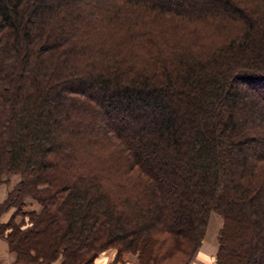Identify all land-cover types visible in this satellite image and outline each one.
I'll return each instance as SVG.
<instances>
[{
  "label": "trees",
  "instance_id": "1",
  "mask_svg": "<svg viewBox=\"0 0 264 264\" xmlns=\"http://www.w3.org/2000/svg\"><path fill=\"white\" fill-rule=\"evenodd\" d=\"M12 175L13 264H264V0H0Z\"/></svg>",
  "mask_w": 264,
  "mask_h": 264
},
{
  "label": "rangeland",
  "instance_id": "2",
  "mask_svg": "<svg viewBox=\"0 0 264 264\" xmlns=\"http://www.w3.org/2000/svg\"><path fill=\"white\" fill-rule=\"evenodd\" d=\"M210 2V4H212L213 2H211V1H209ZM244 108L243 107V105H242V103H241V106L239 107V109L240 108ZM172 109L174 110V108L172 107ZM172 109H171V111H172ZM251 109V108H250ZM18 179H20L19 178V176L18 175H12V176H10V182L9 183H7V184H3V185H1L0 187H3V186H6L5 187V189H6V191H5V198L7 197V195H8V193L9 192H11L12 190H13V188L16 186H14V184H16V180H18ZM14 186V187H13ZM7 190L9 191V192H7ZM3 201V200H2ZM1 202V201H0ZM36 205V204H35ZM28 207V209H37V208H39V206L37 205L36 207H33V206H27ZM14 212V210H10L8 213H6L5 214V216L2 218V221L3 222H7L8 220H9V217L12 215V213ZM18 220L19 219H21L20 217H18L17 218ZM252 219H254V218H252ZM221 225H222V219H221V217H219L218 215H216V214H213L212 216H211V218H210V221H209V225H208V227H207V232H206V236H205V238L206 239H204V241L206 242V243H209V246H210V253L212 254V259H214V256H215V253H214V251H215V249L217 248V238H218V232H219V229H220V227H221ZM253 233L254 232H252L251 234H249V233H247L246 235H243L242 237H240L239 238V240L240 241H251L252 242V237H253ZM245 244H247V243H245ZM200 251H201V248L198 250V252H197V254L195 255V257H194V259L195 258H197L198 256H199V253H200ZM113 253H114V250L112 251ZM113 253H110V255L112 256V259H113ZM111 259V261H113ZM193 259V260H194ZM211 259V260H212ZM125 260L127 261V262H130L131 263V260H132V264H137V258H136V256H134V255H126L125 256ZM105 261H108L107 260V258H106V260ZM110 262V261H109ZM109 262H108V264H109ZM135 262V263H134ZM212 263V262H211Z\"/></svg>",
  "mask_w": 264,
  "mask_h": 264
},
{
  "label": "crops",
  "instance_id": "3",
  "mask_svg": "<svg viewBox=\"0 0 264 264\" xmlns=\"http://www.w3.org/2000/svg\"><path fill=\"white\" fill-rule=\"evenodd\" d=\"M16 181H17L16 182V184H17L19 182V179ZM16 184H14V186ZM5 187L6 186L0 187V201L5 199V196H4L5 191H6ZM7 192H9V191L7 190ZM35 204L36 203L33 201H28L29 206L36 207L37 204L36 205ZM214 253H216V249H215ZM211 257H212V254L210 253L209 243H206L204 241V243L201 247V251L199 253V256L197 258H195L194 260H192L190 262V264H214L213 263L214 259H212ZM106 258L108 261H105ZM109 261L111 262V256H107V257L100 258V259L98 258L96 264H108ZM14 262H15L14 254L10 252L7 242L3 238L0 237V264H13ZM125 264H132V260H131V263L126 262Z\"/></svg>",
  "mask_w": 264,
  "mask_h": 264
}]
</instances>
